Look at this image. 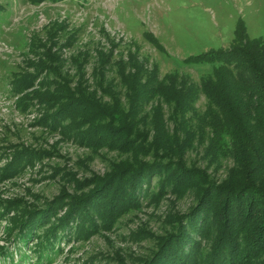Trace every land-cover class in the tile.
Here are the masks:
<instances>
[{"label":"rangeland","instance_id":"rangeland-1","mask_svg":"<svg viewBox=\"0 0 264 264\" xmlns=\"http://www.w3.org/2000/svg\"><path fill=\"white\" fill-rule=\"evenodd\" d=\"M241 33L264 36V0H0V264H143L156 237L174 228L173 213L192 205L194 189L155 197V177L139 206L129 203L119 216L103 209L92 211L97 218L55 226L133 153L69 129L72 122L54 114L59 103L49 102L47 86L67 80L76 92L82 88L78 94L108 106L117 98L128 111L120 69L128 74L139 65L145 76L160 78L179 72L199 84L213 64L182 60L229 49ZM206 103L200 93L197 108ZM169 107L164 102L173 128ZM203 152L196 141L189 166L224 177L232 158L214 164ZM48 205L52 218L26 219L27 211Z\"/></svg>","mask_w":264,"mask_h":264},{"label":"trees","instance_id":"trees-1","mask_svg":"<svg viewBox=\"0 0 264 264\" xmlns=\"http://www.w3.org/2000/svg\"><path fill=\"white\" fill-rule=\"evenodd\" d=\"M236 40L229 49L182 60L213 64L212 73L199 84L179 72L160 78L153 72L145 76L139 65L128 74L120 69L130 93L128 111L117 98L108 106L86 95L89 92L78 94L82 88L76 92L67 80L53 82L54 91L47 86L53 92L47 95L49 102L59 103L54 114L70 120L69 129L133 153L53 226L76 224L73 221L82 215L97 218L92 211L103 209L109 218L115 211L119 216L129 203L139 206L143 189L157 177L159 188L153 196L194 189L195 199L188 210L173 213L174 228L156 237V249L143 264H264V36L241 33ZM21 81L14 84L21 87ZM200 93L207 98L203 111L196 106ZM164 102L171 108L173 128L167 124ZM196 141L214 164L232 158L224 177L217 179L199 166H189L186 154ZM115 200L122 205L117 210ZM53 208L29 210L26 219L34 223L52 218Z\"/></svg>","mask_w":264,"mask_h":264}]
</instances>
